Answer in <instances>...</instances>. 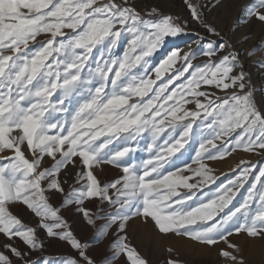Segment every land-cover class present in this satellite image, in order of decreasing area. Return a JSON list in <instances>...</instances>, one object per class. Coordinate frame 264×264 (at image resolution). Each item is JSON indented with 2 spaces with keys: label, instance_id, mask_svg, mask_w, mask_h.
I'll use <instances>...</instances> for the list:
<instances>
[{
  "label": "snow or ice",
  "instance_id": "obj_1",
  "mask_svg": "<svg viewBox=\"0 0 264 264\" xmlns=\"http://www.w3.org/2000/svg\"><path fill=\"white\" fill-rule=\"evenodd\" d=\"M185 3L208 35L154 65L166 38L187 30L157 7L142 13L130 0H0V264H40L32 254L43 250L41 230L75 251L60 264H97L62 215L72 206L97 241L116 226L113 261L125 255L130 264H150L124 234L133 216L205 247L223 242L218 255L228 264H245L233 234L264 240V159L241 160L232 179L203 191L218 179L205 161L237 150L264 157V109L235 46L208 22V5ZM261 9L264 0L245 12L264 26ZM200 56L206 59L194 62ZM193 143L197 166H177ZM138 151L148 157L137 159ZM102 164L122 175L102 183L94 172ZM69 165L80 168L79 186L56 207L48 193H65L60 175ZM85 201L115 211L93 212ZM20 208L37 218L35 226L14 214Z\"/></svg>",
  "mask_w": 264,
  "mask_h": 264
},
{
  "label": "rangeland",
  "instance_id": "obj_2",
  "mask_svg": "<svg viewBox=\"0 0 264 264\" xmlns=\"http://www.w3.org/2000/svg\"><path fill=\"white\" fill-rule=\"evenodd\" d=\"M257 2L258 0H192V3L208 5L205 8L208 22L214 24L222 36L235 46V50L239 53L240 63L243 65V71L251 82L257 106L264 109V26L250 21L245 12L246 6ZM130 3L142 13L150 11L152 7H157L163 13L179 17L181 22H187V30L184 34L174 38H166L164 46L152 58L154 65L165 58L173 49H178L180 54L183 55L190 47H196L199 37H207L208 35L204 28L193 20L185 0H130ZM261 10L264 11V9ZM117 53L122 54V47L117 49ZM249 53L252 54L249 55ZM205 59L200 56L194 62H202ZM180 63L181 61H178L177 66ZM236 71H239V69ZM204 87L207 88V86ZM214 91H216L217 95H222L218 90ZM146 143V140L141 141L142 146ZM197 147L198 145L193 143L185 157L177 161V166L183 167L188 164L195 168L197 165L193 163V158L195 156L194 150ZM135 155L137 159H146L148 157L146 152L138 151ZM262 159L264 157L257 153H246L242 150H237L224 160L205 161L212 168V174L218 179L215 184L204 187L203 191L214 192L221 183H227L229 179H232L236 175L233 169L237 167L241 160L257 163ZM43 163L45 167H50L53 161L50 158H46ZM79 171L80 168L72 165H69L66 170H62L60 179L62 182L66 181L63 183L65 193H55L54 195L50 192L48 193L54 206L60 207L65 194L71 188L79 186L77 183V173ZM94 172L102 183L112 182L122 175L119 168L110 164H102L96 167ZM186 174L191 175V173ZM244 195L246 193L242 190L233 203L237 204L242 201ZM84 206L92 209L93 212L103 207L104 212L102 214L115 211V208L106 202L101 205L99 202L85 201ZM13 211L14 214L18 213L29 226L36 225L37 218L29 210L20 208L13 209ZM62 215L71 225L74 234L82 242L89 244V255L97 261V264H110V262L111 264H130L125 255H121L113 261L111 245L117 239L118 231L115 225L109 230L107 236L97 241L96 230L86 223L85 217L75 210V206L64 208ZM124 234H126L130 245L141 256L146 258L150 264H168L170 259L178 260L181 264H228L225 258L218 255L221 249L226 248L223 242L216 246L205 247L191 241L187 237L162 234L150 219L145 222L142 217H131L126 224V232ZM38 235L44 247L42 251L32 254L34 261L39 260L40 264H43L44 259H48L53 261L54 264H60L61 260L75 255V251L65 242L48 237L43 230L39 231ZM229 239L233 243H239L244 249L242 255L245 264H264V240L248 239L244 234H233ZM5 240L6 238L0 235V245ZM15 242L17 246L23 247L18 240ZM169 248L173 249V251L169 252ZM0 251L6 250L0 247Z\"/></svg>",
  "mask_w": 264,
  "mask_h": 264
}]
</instances>
